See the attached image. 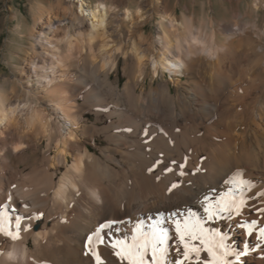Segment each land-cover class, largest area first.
Instances as JSON below:
<instances>
[{"label": "bare ground", "instance_id": "6f19581e", "mask_svg": "<svg viewBox=\"0 0 264 264\" xmlns=\"http://www.w3.org/2000/svg\"><path fill=\"white\" fill-rule=\"evenodd\" d=\"M230 1V16L207 23L179 20L169 0H137L135 12L96 0L86 16L84 1L63 0L33 15L17 88L0 82V200L16 184L13 195L48 218L21 242L0 237V264H89L82 246L99 223L195 204L236 169L264 191V29L238 9L245 2L258 15L264 0ZM152 19L158 27L146 33ZM119 55L130 68L122 86L111 80ZM185 155L189 169L207 157V175L179 178L183 190L169 199L177 176L163 167ZM157 159L164 164L149 173ZM229 235L240 243L234 226ZM248 240L254 247L255 236ZM262 255L257 248L245 264H260Z\"/></svg>", "mask_w": 264, "mask_h": 264}, {"label": "snow or ice", "instance_id": "6c2138e0", "mask_svg": "<svg viewBox=\"0 0 264 264\" xmlns=\"http://www.w3.org/2000/svg\"><path fill=\"white\" fill-rule=\"evenodd\" d=\"M81 11L85 16L88 14L83 7ZM123 131L131 133L133 129L128 127ZM143 135L147 137L144 140L147 144L151 139L147 129ZM160 156L163 157L164 153L161 152ZM207 159L200 156L199 162L191 169L188 167V155L182 162L172 158L168 165H164V174L177 176L166 189L169 199L183 190V182L179 178L190 176L194 181L201 173L207 175ZM162 164L164 161L157 159L147 171L154 174L157 166ZM225 176L222 185L209 188L195 204L183 208L173 204L174 210H166V214L159 212L146 220L136 218L133 222L117 217L99 223L86 235L83 256L89 264H245L246 258L257 248L264 253V227H258V224L264 225V191H253V185L243 178L240 169ZM160 179L156 176L157 181ZM16 188L17 185L12 184L6 197L0 200V237L14 244L23 240L22 234L33 231L48 218L39 204L17 199L12 191ZM74 195L79 197L81 192L77 190ZM254 198L260 199V206L254 205ZM67 207L74 208L75 205L69 203ZM246 213L255 215L248 219ZM51 219L67 223L61 217ZM129 224L132 225L130 231L127 229ZM232 226L240 233L239 244L233 243L229 235ZM225 228L229 230L225 231ZM253 235L254 247L248 240ZM34 264L41 262L34 260ZM260 264H264V255L260 257Z\"/></svg>", "mask_w": 264, "mask_h": 264}, {"label": "rangeland", "instance_id": "374dc122", "mask_svg": "<svg viewBox=\"0 0 264 264\" xmlns=\"http://www.w3.org/2000/svg\"><path fill=\"white\" fill-rule=\"evenodd\" d=\"M61 1L63 0H0V82L6 80L5 87L7 90L11 91L17 88L14 82L15 74L18 71L19 60L23 58L25 50L29 45V29L33 23V15L37 13L45 15L49 9L56 7ZM74 1L80 2V0ZM83 1L87 4L86 12L89 14L90 9L95 6L96 0ZM106 1L113 2V4L121 8L127 7L134 12L137 10V0ZM206 2V0H169V10H173V5L176 4V8L173 12L179 20L187 19L194 15L196 18L195 21L199 20L204 22L206 20V23L210 16L220 21L224 17L230 16L229 8L233 4L232 1L211 0V2H213L212 6ZM220 5L223 7L220 8ZM262 7L263 9L257 15L256 12H253L246 6L245 2H240L238 5V9L243 13V20L245 22L251 23L257 19V29L259 31L260 29H264V4ZM186 8H188V11H185ZM157 21V19L148 21L144 26L145 32L155 33L158 27ZM195 24L197 27V22ZM205 28L208 27L205 25ZM257 29H255V33H259ZM127 33L126 31V34ZM45 36L46 34H44L43 37ZM126 37L128 36L125 35V38ZM117 61V68L112 72L111 80L122 86L129 76L130 68L125 64L122 55H119ZM151 76L152 74L149 72L147 79H150ZM169 76L170 75L166 73V78H169ZM179 76L183 80L186 79V76L183 74ZM158 80L160 81V78H158ZM88 116L91 120L94 118L93 114H88Z\"/></svg>", "mask_w": 264, "mask_h": 264}]
</instances>
